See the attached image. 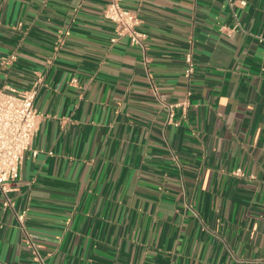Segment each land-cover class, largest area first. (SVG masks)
Instances as JSON below:
<instances>
[{
	"label": "crops",
	"instance_id": "0c3cea01",
	"mask_svg": "<svg viewBox=\"0 0 264 264\" xmlns=\"http://www.w3.org/2000/svg\"><path fill=\"white\" fill-rule=\"evenodd\" d=\"M108 2L0 0V88L38 84L39 115L0 264H38L28 238L44 264H264V0H123L143 47Z\"/></svg>",
	"mask_w": 264,
	"mask_h": 264
},
{
	"label": "built area",
	"instance_id": "2783aa9c",
	"mask_svg": "<svg viewBox=\"0 0 264 264\" xmlns=\"http://www.w3.org/2000/svg\"><path fill=\"white\" fill-rule=\"evenodd\" d=\"M122 2L123 0H109L102 12L103 18L115 25L116 35L111 41L127 37L132 45L143 47L145 35L139 30L141 20L136 12L125 8ZM14 59V56H10L9 61ZM184 61L185 76L189 77L194 66L190 51L185 54ZM37 94L38 84L24 91L0 88V193L3 208L11 209L21 225L25 213L18 214L14 210L10 193L14 191L24 154L30 150L38 130L39 115L34 107ZM171 108L172 106H169L168 121L177 126L178 123L172 120ZM35 154L36 152H33V155ZM28 243L31 245L33 259L38 264H44L38 246L32 244L30 238Z\"/></svg>",
	"mask_w": 264,
	"mask_h": 264
}]
</instances>
